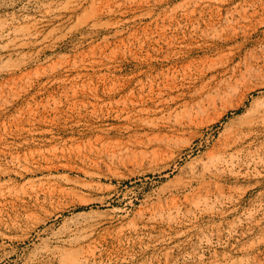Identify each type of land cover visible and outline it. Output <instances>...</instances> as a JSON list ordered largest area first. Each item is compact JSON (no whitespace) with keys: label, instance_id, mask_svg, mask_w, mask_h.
Here are the masks:
<instances>
[{"label":"rangeland","instance_id":"1","mask_svg":"<svg viewBox=\"0 0 264 264\" xmlns=\"http://www.w3.org/2000/svg\"><path fill=\"white\" fill-rule=\"evenodd\" d=\"M0 264H264V0H0Z\"/></svg>","mask_w":264,"mask_h":264}]
</instances>
